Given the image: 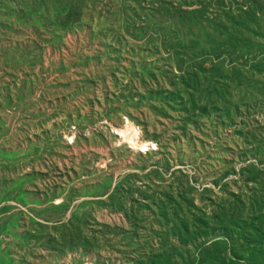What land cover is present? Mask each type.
<instances>
[{
  "label": "rangeland",
  "instance_id": "374dc122",
  "mask_svg": "<svg viewBox=\"0 0 264 264\" xmlns=\"http://www.w3.org/2000/svg\"><path fill=\"white\" fill-rule=\"evenodd\" d=\"M0 264H264V0H0Z\"/></svg>",
  "mask_w": 264,
  "mask_h": 264
}]
</instances>
